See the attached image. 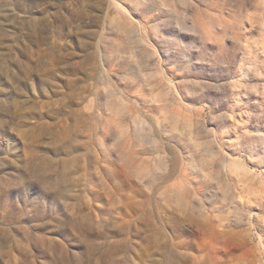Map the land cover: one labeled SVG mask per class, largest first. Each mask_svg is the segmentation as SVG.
<instances>
[{
    "label": "rangeland",
    "instance_id": "1",
    "mask_svg": "<svg viewBox=\"0 0 264 264\" xmlns=\"http://www.w3.org/2000/svg\"><path fill=\"white\" fill-rule=\"evenodd\" d=\"M0 264H264V0H0Z\"/></svg>",
    "mask_w": 264,
    "mask_h": 264
}]
</instances>
